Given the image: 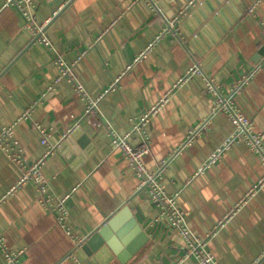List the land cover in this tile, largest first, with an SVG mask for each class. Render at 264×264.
<instances>
[{
	"label": "crops",
	"instance_id": "obj_1",
	"mask_svg": "<svg viewBox=\"0 0 264 264\" xmlns=\"http://www.w3.org/2000/svg\"><path fill=\"white\" fill-rule=\"evenodd\" d=\"M155 1L156 8L152 0H34L52 48L25 27L15 4L0 0V125H14L26 163L0 146V231L22 250L20 264H176L184 256L185 237L156 220L159 205L110 133L133 131L154 105L146 165L161 167L167 192L219 264H264V161L244 136L211 161L236 130L207 89L214 78L264 130V0ZM57 53L81 56L75 73L93 96L104 93L99 110L86 114L66 79L45 96L60 71ZM196 66L202 73H190ZM37 124L56 146L46 157ZM142 139L131 137L135 145ZM43 157L51 195H69L66 225L41 203L37 183L21 180ZM122 208L120 255L108 245L103 255L88 254L89 234ZM179 264L201 263L193 256Z\"/></svg>",
	"mask_w": 264,
	"mask_h": 264
},
{
	"label": "built area",
	"instance_id": "obj_2",
	"mask_svg": "<svg viewBox=\"0 0 264 264\" xmlns=\"http://www.w3.org/2000/svg\"><path fill=\"white\" fill-rule=\"evenodd\" d=\"M154 7L156 8V1L152 0ZM202 3L203 0H191V4ZM16 5L21 14L25 18V27L33 30L36 33V39L44 43L48 47H54L51 42L50 37L47 35L46 27L47 23H39L35 14H34V0H6V5ZM177 33V31H176ZM141 56L137 57L139 59ZM79 56L78 59H80ZM69 61L66 60L62 54L57 53L56 63L59 65L60 71L58 76L54 79L48 90L45 92V96L53 92L59 82L66 79L70 82H73L75 89L79 96L86 101V114H89L93 111L99 110L100 102L102 101L103 94L99 96H93L86 85H84L77 78L75 73V64L78 61ZM190 73H202L201 67H192ZM208 92L214 98V111H225L229 113L231 120L235 127V133L230 136L222 148L214 154L211 161L215 160L220 152H222L227 146L231 145L237 141L240 137L244 136L246 141L249 143L255 151H257L261 159L264 161V130L256 131L254 129V124L251 118H249L244 112L240 111L232 98V95H227L223 93L222 87L214 81V78L208 77ZM239 86V85H238ZM159 105H154L144 116L135 123L133 131L125 134L118 133L114 128L110 129L112 136V142L115 148L122 150L125 157L128 159L131 167H133L135 173L140 178V184L143 188H148L150 192V199L156 205L160 207L157 219H166L169 225L173 228H178L181 231V234L185 237L187 241V249L184 256H182L176 264H179L183 260L192 258L193 256L201 264H219L218 258L214 251L208 247V238H204L196 234L189 225L188 212L183 209L177 198V194H170L167 192L164 184L162 183V169L161 167L156 168L155 170L150 169L144 160L146 154H148L150 149V136L146 131V126L151 120V116L158 109ZM27 116V113L24 114V117ZM206 123L201 125L197 130L199 131ZM41 134L43 135L42 142L47 145L48 156L55 149L56 146L51 144L49 141L50 133L49 130L43 127L40 124H37ZM141 132L143 134V139L141 143L135 145L131 137L133 133ZM0 146L8 150L11 157L15 162L25 163L24 153H22V148L20 146L19 140L14 136V125L4 126L0 125ZM40 158L35 161V163L27 164V172L22 177V181L28 179H33L37 183L40 191V201L47 209L53 210L57 214L58 221L63 225H66V217L68 214L67 199L69 195L63 197L62 199L55 200L49 191V186L47 185V180L43 175L41 169L44 159ZM208 167V164L201 167L200 170H204ZM264 182V177L261 179ZM68 233H71L67 227ZM0 248L2 249L6 259L7 264H20L19 257L22 252L15 251L9 248L4 239V234L0 231Z\"/></svg>",
	"mask_w": 264,
	"mask_h": 264
},
{
	"label": "water",
	"instance_id": "obj_3",
	"mask_svg": "<svg viewBox=\"0 0 264 264\" xmlns=\"http://www.w3.org/2000/svg\"><path fill=\"white\" fill-rule=\"evenodd\" d=\"M263 52L264 48L261 50V53ZM125 212L126 209L118 210L116 213L112 214L108 220H106L104 225L92 231L88 238L84 241L83 249H85L88 254L98 252L97 254L103 255V253L106 252V246L108 245L115 253L120 255L119 250L121 248V244L118 239L122 236L120 235L121 233L118 227L122 220L121 217ZM135 221L136 220L131 219V224H135ZM135 231H139L138 227L135 228ZM114 232L116 233L114 234Z\"/></svg>",
	"mask_w": 264,
	"mask_h": 264
}]
</instances>
